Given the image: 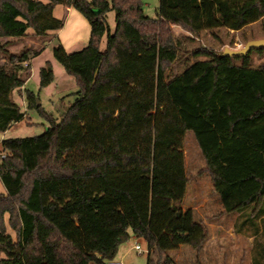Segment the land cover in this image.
<instances>
[{"label": "trees", "instance_id": "1", "mask_svg": "<svg viewBox=\"0 0 264 264\" xmlns=\"http://www.w3.org/2000/svg\"><path fill=\"white\" fill-rule=\"evenodd\" d=\"M59 4L78 10L91 35L80 50L53 48L78 86L61 120L26 89L27 108L50 125L38 136L0 139V264H107L132 235L146 241L148 264H176L168 251L181 244L200 251L209 233L192 210H179L160 235L150 226L149 176L185 167L188 131L206 160L198 174L208 172L224 211L239 214L236 232L250 228L252 262L264 264V62L252 63L264 48L231 57L202 47L194 55L204 59L168 76L179 52L172 25L195 36L241 30L264 20V0H159L156 18L142 0H0V38L31 29L50 40L65 24L54 15ZM40 51L8 53L0 65L2 132L27 117L13 92ZM54 80L46 61L40 87Z\"/></svg>", "mask_w": 264, "mask_h": 264}, {"label": "rangeland", "instance_id": "2", "mask_svg": "<svg viewBox=\"0 0 264 264\" xmlns=\"http://www.w3.org/2000/svg\"><path fill=\"white\" fill-rule=\"evenodd\" d=\"M109 1L111 2V0ZM142 1L145 14L156 18L158 16L159 0ZM107 20L111 33H114L116 29V12L114 9L107 13ZM172 29L179 47V52L178 59L168 72V76H175L181 73L188 64L198 59H204L203 57H196L194 55V51L199 48L206 47L223 52L226 47L241 49L249 40L264 39V20L252 23L241 30L222 27L217 29L215 34L210 31H204L198 36L191 34L179 25H172ZM32 33L33 30L30 29L29 35L23 37L0 38V46H2L0 48V65L9 60L8 53H20L27 48L40 49V53L33 57L31 78L27 82V89L39 93V102L42 103L41 105L44 110L52 113L56 120L60 121L62 113L74 100L72 93L78 90V86L75 78L68 75L62 64L54 57L53 48L55 45L61 43L68 47L66 49L70 52L82 49L88 44L91 27L89 22L87 30L81 25L73 27L70 22L69 25L62 28L61 33L51 37L50 40L43 37H34ZM107 37L108 33L102 39L100 45L102 51L106 49ZM46 61H51L54 65L55 80L48 86L41 88L40 69L45 65ZM263 62L264 55L258 56L253 54L252 63L254 66H258ZM13 98L22 105L27 113V117L17 124L12 125L6 132L0 131V139L31 137L43 134L50 125L48 120L37 110L27 108L26 97L25 94H22V91L21 93L17 90L14 91ZM184 141L185 167L178 171L153 173L150 175V192L153 195L168 194V189H164L168 186L173 191L172 194L176 195V201H181L182 203L188 202L189 204L195 203V206H200L204 202L208 205L211 204L215 208L207 213L209 215L207 220H210L211 217H215L213 213L216 212L217 196L213 184L210 181L209 174L203 172L200 174L202 176L201 178L198 176L199 171L206 166V160L201 153L200 146L192 131L186 132ZM113 181L119 184L114 179ZM123 181H127L132 186V179L130 180L127 177ZM121 185L128 187L125 184ZM5 192V186L0 179V193ZM179 192L184 193V195L180 197L177 194ZM200 209L202 211L201 207ZM232 214L234 219L236 217L232 223L233 236L226 234L218 238L220 235H217V239L209 240L211 229L206 224L209 234L200 251H197L190 244H184V247L181 248V244L171 247L168 251L169 255L175 260L176 264H253L254 241H251L252 234L250 228L240 233L236 232L235 222L239 214ZM198 216L199 214L195 217L197 218ZM153 227L155 230V223ZM8 230L15 237V232L11 228H8ZM261 239L264 240V236ZM136 241L143 248H148L144 239L130 238L126 245L128 251L123 260L124 263L148 264V254L146 252H139L135 248L132 249V244L136 243ZM152 256L157 259L156 252H153Z\"/></svg>", "mask_w": 264, "mask_h": 264}, {"label": "crops", "instance_id": "3", "mask_svg": "<svg viewBox=\"0 0 264 264\" xmlns=\"http://www.w3.org/2000/svg\"><path fill=\"white\" fill-rule=\"evenodd\" d=\"M54 15L58 18H64V20H65L64 26L69 25V23L71 22V26H73V27L74 26L77 27V25L78 26L81 25L86 30L88 28L87 19L78 10H76L73 7H67V6L59 4L54 8ZM61 30L62 29L55 32V34L57 35L58 33H61ZM29 31H30V29L28 30V33H29ZM65 48L68 49V47H66V46H65ZM32 61H33V58L30 61L31 66H32ZM30 78H31V76L29 77V79ZM28 80L25 82V84L21 88L22 94H25V90L27 89ZM33 92L36 93V91H33ZM17 123H14L13 125H15ZM206 174H209V173L206 172ZM198 176H200V178L202 177L200 174H198ZM209 176H210V174H209ZM210 179H211L210 181L212 182L213 188H214V183H213L211 176H210ZM164 189H168V191H167L168 194L153 195V193H151V195H150V204H151L150 226L154 229L153 226L155 223V225H156L155 231L159 235L165 232V228H166L167 224L169 223V221L173 218V216L179 210H183V211L192 210L194 212L195 216H197V214H199V216L197 218L195 217L196 220L198 219V220L202 221L203 223L210 226L211 232H210L209 240L217 239V235H220V237L218 236V238H221V236H225L226 234L233 236L234 233L232 231V223H233V221H235L236 217L234 219L232 213H226L224 211V207L221 204V202L219 201V198H218V195L215 191V188H214V191H215V194L217 196L216 212L213 213L215 215V217H211L210 220H207L209 217V215L207 213H209L208 211H211L213 208H215L211 204L208 205L206 202H204V203H201L200 206H195V203H192V204H189L188 202L182 203L181 201L175 200L176 195L172 194L173 191H171V189L168 188V186H166ZM177 194L180 195V197H182L184 195V193H180V192ZM159 199H160V201H159ZM200 207L202 208V211L204 213L202 211H200L201 210ZM130 238L138 239L134 235H132ZM251 241H253V237H251ZM127 242L128 241H126L120 245V248H119V251L116 255V258H119L122 260L125 259L126 255H127V251H128V249L126 248ZM134 245H135V243L132 244V249H134ZM183 247H184V244L181 245V248H183ZM204 249H206V248H204ZM202 252H203V250H202Z\"/></svg>", "mask_w": 264, "mask_h": 264}, {"label": "water", "instance_id": "4", "mask_svg": "<svg viewBox=\"0 0 264 264\" xmlns=\"http://www.w3.org/2000/svg\"><path fill=\"white\" fill-rule=\"evenodd\" d=\"M264 48V39H252L247 41V43L241 49H232L226 47L222 55L231 57H242L248 55L252 50H258ZM40 102L38 103V105Z\"/></svg>", "mask_w": 264, "mask_h": 264}, {"label": "built area", "instance_id": "5", "mask_svg": "<svg viewBox=\"0 0 264 264\" xmlns=\"http://www.w3.org/2000/svg\"><path fill=\"white\" fill-rule=\"evenodd\" d=\"M134 248L138 250L139 252H146L148 253V248H143L142 245L139 242H136L134 245ZM107 264H125L122 259L119 258H113L107 261Z\"/></svg>", "mask_w": 264, "mask_h": 264}]
</instances>
